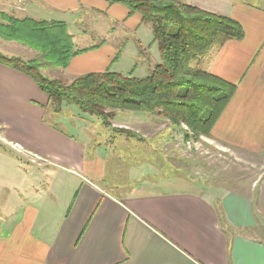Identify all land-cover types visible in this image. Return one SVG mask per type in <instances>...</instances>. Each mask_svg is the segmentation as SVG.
Segmentation results:
<instances>
[{
	"label": "crops",
	"instance_id": "crops-1",
	"mask_svg": "<svg viewBox=\"0 0 264 264\" xmlns=\"http://www.w3.org/2000/svg\"><path fill=\"white\" fill-rule=\"evenodd\" d=\"M189 2L208 10L218 6V12L243 27L242 39L211 49L195 65L237 86L210 134L200 139L221 152L245 151L240 137L264 135V0ZM35 3H47L50 10L36 8ZM5 6L15 9L11 15L19 19L66 22L76 48L98 45L59 69L71 75L68 82L106 69L145 76L135 62L141 46L148 48L150 67L161 62L152 32L146 39L138 36L140 48L128 41L110 45L105 39L76 43L70 24L77 18L71 15L82 7L138 34L140 14L129 15L120 3L0 0V8ZM50 11L61 17H48ZM118 30L108 29L113 36ZM4 43L14 50L0 51L4 55L30 54ZM49 113L48 96L36 82L0 63V135L46 159L33 161L0 138V264H264V224L259 220L264 211L255 209V194L225 186L214 159L177 158L179 131L185 140L182 128L144 127L143 137L154 133L146 138L154 158L135 163L117 158L105 165L99 146L106 141L98 140L99 130L75 124L76 134L69 133L51 121ZM140 116L142 123L155 119ZM69 117L61 120L70 124ZM163 150L168 157H163Z\"/></svg>",
	"mask_w": 264,
	"mask_h": 264
},
{
	"label": "trees",
	"instance_id": "trees-1",
	"mask_svg": "<svg viewBox=\"0 0 264 264\" xmlns=\"http://www.w3.org/2000/svg\"><path fill=\"white\" fill-rule=\"evenodd\" d=\"M107 1L125 5L129 15L138 13L141 22L150 25L161 62L147 75L106 69L77 76L69 83L48 78L42 69L66 68L72 57L98 45L76 48L64 21L19 19L2 11L0 37L36 50L39 57L24 60L0 52V63L29 75L56 113L74 105L105 122L115 111L143 112L173 125L184 124L194 137L208 136L237 86L195 64L211 49L242 39L240 22L182 0ZM121 51L122 47L117 54Z\"/></svg>",
	"mask_w": 264,
	"mask_h": 264
},
{
	"label": "rangeland",
	"instance_id": "rangeland-1",
	"mask_svg": "<svg viewBox=\"0 0 264 264\" xmlns=\"http://www.w3.org/2000/svg\"><path fill=\"white\" fill-rule=\"evenodd\" d=\"M182 1L191 3L189 2L191 0ZM35 7L44 11L50 10L47 3H35ZM217 9H219L218 6L217 8L215 7V10L210 11L218 12ZM14 10L7 6L0 8V11L8 14H13ZM99 14L101 13H98L97 11H95V9L91 10L86 7H82L81 9L79 8L78 10H76V12H73V15H71V17L74 16L75 18H77V21L75 23H71L70 28L71 32L75 34L76 43L79 44V39H81L82 41H85L90 45L99 43L100 41L105 39L107 42H109L110 45H113L114 41H116L118 44L128 41V43L133 44L135 48H138V36H140L141 39H146V34L151 32L150 25L146 23H142V27L139 29L138 34L129 26L128 28H125V30H123L122 26L119 27V23L110 24L109 22H106V19L100 17ZM48 17H56L55 19H59L58 17L61 16L50 11ZM112 26H115V29H117L118 27L119 33H116L117 36H113L109 33L110 31H108V29ZM84 30L86 31V36H83ZM5 41L10 42L11 44H13V46H21L20 48L23 47L27 52L30 53L28 55L16 53L20 55L18 57H30V59L39 57V53L36 50L17 41L4 40L0 37V51L3 53L7 51H14L4 45ZM137 50L140 55L137 54V56L135 57V62L138 63V65H141L140 68L144 69V73H146L147 75L152 69V66H149L150 57L149 55H145V50L148 51V48L145 49L144 46H141V49ZM125 58L126 57H124L123 59H119V65L115 66V68H120L121 62H125ZM59 69V67L46 68L42 69L41 72L48 78L54 79L57 76L60 78L59 80H62L65 83H69L68 81L71 75L67 73V71H60ZM117 69H115V71ZM49 111L51 112L49 113L51 114V121L55 122L60 127L65 126L64 128L69 133L76 134V130L74 128L75 124L81 125L84 128H94L99 130L100 134H97L98 140L101 142L106 141V145L99 146L102 147L103 150L102 153L104 154L103 160H105V165L107 164L106 162L110 163L113 159L117 158H124L131 163H135L137 161L143 162V159L145 158H154L153 151L147 148L148 140H146V138L150 139L152 136H154V133L152 134L149 132L150 134H147L145 137H143L140 133L143 132L141 129L144 127L145 129L160 126L164 128L167 126L166 124H168L169 126L172 125L178 128H182L185 134L187 132L188 136H186L185 140H183L182 135L180 134L181 132L179 131V135L177 138V142L179 143L177 149L179 152L177 158L186 159L196 157L198 159L205 158V161L214 159L216 164H220V167L215 166V168L217 172L219 171V173L224 176V185L227 187H236L238 189L252 191L256 196L254 200L255 209L262 210V213L264 211V135H248L240 137V144L244 147L245 151L231 152L229 150H226L225 152H221L216 150L215 148H213V150L208 145V143L200 139V137H205L206 135H198V137H194L192 136L191 131L188 130L186 125H173L161 116H154L155 119L153 118L152 121H146V123H142V121L144 122V120L140 115L146 113L133 111H115L110 118L103 122L96 116L80 112L74 105L62 107V110L58 113L54 112L51 107L49 108ZM72 115L76 117L75 121L72 120V118H75ZM66 117H69L70 119L68 118V121H72V123L67 124L61 120ZM103 132H106L107 135L102 136ZM122 134H124V136H122ZM122 137L124 139H122ZM139 137H141L142 139H138ZM0 138L2 142L11 144L33 161L37 160L34 155L46 160L44 157L22 148V146H20L18 143L7 141L1 135ZM90 149L91 150H89V154L91 155L94 151L93 146H91ZM164 156H169V153L165 150H163V157ZM108 178H113V176H108ZM122 178L123 176H119L118 181L121 182ZM221 185L223 184L221 183ZM259 220L261 221H259L260 223L264 224V214L259 217Z\"/></svg>",
	"mask_w": 264,
	"mask_h": 264
},
{
	"label": "built area",
	"instance_id": "built-area-1",
	"mask_svg": "<svg viewBox=\"0 0 264 264\" xmlns=\"http://www.w3.org/2000/svg\"><path fill=\"white\" fill-rule=\"evenodd\" d=\"M34 156L36 157L37 160L45 161L43 158H41V157H39V156H36V155H34Z\"/></svg>",
	"mask_w": 264,
	"mask_h": 264
}]
</instances>
